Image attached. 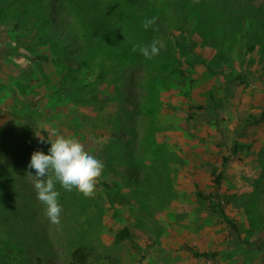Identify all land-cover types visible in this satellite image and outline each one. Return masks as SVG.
<instances>
[{"label": "rangeland", "instance_id": "obj_1", "mask_svg": "<svg viewBox=\"0 0 264 264\" xmlns=\"http://www.w3.org/2000/svg\"><path fill=\"white\" fill-rule=\"evenodd\" d=\"M178 38L208 66L185 64ZM154 39L158 55L133 51ZM20 40L37 45L15 53ZM10 121L19 144L0 153V264H73L77 245L91 264H264V2L0 0V126ZM43 130L103 164L91 196L56 185L59 226L27 168L47 151ZM224 156L239 236L197 195ZM124 226L137 244L115 241Z\"/></svg>", "mask_w": 264, "mask_h": 264}, {"label": "clouds", "instance_id": "obj_2", "mask_svg": "<svg viewBox=\"0 0 264 264\" xmlns=\"http://www.w3.org/2000/svg\"><path fill=\"white\" fill-rule=\"evenodd\" d=\"M152 23L153 20L148 19L143 23V27L147 29ZM137 48L145 58L158 55L160 51L155 39L148 45L134 44L133 51ZM53 134L54 139L46 140L50 145L46 152L37 149L31 153L27 168L34 170V174L29 172V175L35 177L33 187L45 216L50 224L59 226L62 209L56 185L59 184L66 193L77 192L85 197L91 196L103 164L94 155L87 153L81 143L63 135Z\"/></svg>", "mask_w": 264, "mask_h": 264}, {"label": "trees", "instance_id": "obj_3", "mask_svg": "<svg viewBox=\"0 0 264 264\" xmlns=\"http://www.w3.org/2000/svg\"><path fill=\"white\" fill-rule=\"evenodd\" d=\"M130 3H137V0H128ZM264 2V0H260ZM55 2H47V5L51 8V10L56 9L55 7ZM215 4V3H213ZM55 23L56 26H60V18L57 17V19H51ZM69 37L64 41V45L67 48L69 45ZM27 44V48L29 50H33L37 42L35 41H23L20 40L19 44L15 47L14 52L17 53V48L21 46L22 44ZM178 45L181 47L182 50V55L185 56L183 61L185 64L188 66H193V67H198V66H208L207 61L205 58L202 57V55L198 52H193V57H187V53L189 52V48L185 45H182L181 39H177ZM120 45V44H118ZM29 56V55H28ZM32 60H34V63L38 66L39 70H42V67L40 66V62L38 59L42 58H47L46 55L44 54H36L34 56H31ZM182 66V60L181 64ZM177 67V66H176ZM175 69L172 70V72ZM181 70V67H180ZM103 73L100 74L102 76ZM205 104H197L198 108H203L205 107ZM44 137L46 140H51L49 133L46 130H43ZM18 136H17V130L14 127L13 122H8L7 124L1 125L0 126V153L4 151H10L12 147L18 146ZM48 147L50 146L47 143ZM25 147V146H24ZM24 152V150H21ZM231 157L230 156H224L222 166L221 167H216L213 172H212V186L209 190H203V189H198L197 190V195L202 198L203 200L206 201L207 206L209 207L210 210H212L214 213H216L224 222L227 223V226L230 228L232 233L236 236H239V225L238 223L234 220V218L230 217V215L227 212V209L225 207L224 201L222 199V187H223V177L226 171V168L229 164ZM108 185V184H105ZM88 200L87 198H84V201ZM87 204H84L79 207V210H83L86 208ZM34 211V207H33ZM15 216V215H14ZM31 219H34V215L30 213ZM45 238H47L45 235H41V239L45 241ZM115 241L116 242H123V241H128L131 242L132 244H137L133 237H132V232L129 226H124L118 230V232L115 235ZM46 242V241H45ZM52 243V242H51ZM33 243L27 244L28 246H31ZM46 246V245H45ZM35 248H38L36 245H34ZM182 248L186 249L187 251L191 252L193 255L197 257H204V258H215L219 255L218 251H208V250H199L196 247L190 245L189 243H185ZM86 247L83 245H77V247L74 249L72 253V258H73V264H91L90 261V253L86 251ZM53 250V247L51 245H48L46 249L43 251L46 254H50ZM39 259H41L39 257ZM30 263V258H27V264Z\"/></svg>", "mask_w": 264, "mask_h": 264}]
</instances>
